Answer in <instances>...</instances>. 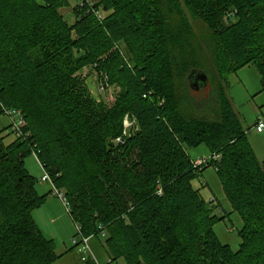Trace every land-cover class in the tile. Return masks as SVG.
<instances>
[{
    "label": "trees",
    "instance_id": "16d2710c",
    "mask_svg": "<svg viewBox=\"0 0 264 264\" xmlns=\"http://www.w3.org/2000/svg\"><path fill=\"white\" fill-rule=\"evenodd\" d=\"M66 2L0 0V105L24 121L8 144L0 130V264L61 257L32 216L47 195L25 167L31 155L65 192L77 235L104 238L111 262L264 264V160L226 94L227 75L250 64L264 92V0L83 1L72 24ZM190 20L208 32L214 86ZM88 68L114 90L110 105L90 97ZM193 70L215 89L211 118L181 109ZM126 116L135 127L122 136ZM200 145L218 156L209 164L242 220L237 251L220 243L213 226L224 216L192 186L203 169L187 149Z\"/></svg>",
    "mask_w": 264,
    "mask_h": 264
},
{
    "label": "rangeland",
    "instance_id": "374dc122",
    "mask_svg": "<svg viewBox=\"0 0 264 264\" xmlns=\"http://www.w3.org/2000/svg\"><path fill=\"white\" fill-rule=\"evenodd\" d=\"M95 3L97 0H88ZM82 4V0H67L60 10L64 19L72 24L75 21L74 8ZM103 16L108 12L100 10ZM195 41L194 46L202 65L207 69L209 79L213 80V85L218 80L216 74L213 75L211 59L207 49L208 32L201 23L193 22ZM119 50L123 52L126 60L130 55L126 52V45L120 44ZM130 63V62H129ZM210 67V68H209ZM209 68V71H208ZM85 85L90 97L97 105L107 106L113 101V89H107L101 84L95 72L90 68L84 69ZM209 84L205 89L193 91L187 86L180 87L179 97L181 99V109L185 112H192V115L211 118L210 112L214 107V88ZM226 94L231 101L233 109L238 116L243 129L246 131L248 141L254 150L259 161L264 160V132L258 134L254 131V125L259 116H264V92L260 91V76L255 65L250 64L240 70L227 75ZM211 108V109H210ZM183 111V112H184ZM10 120L0 116V130L6 129L3 133L5 143L14 141L17 137L11 132ZM187 153L192 162L198 159L209 158V151L204 145L197 148H188ZM26 169L38 171V163L33 155L25 159ZM201 175L192 181L195 190H199L202 198L206 202L213 200V213L224 219L215 223L213 231L221 244L228 245L233 251H237L241 239L239 231L243 223L239 215L231 208L227 200L222 185L211 164L202 167ZM29 171V170H28ZM33 176H38L35 172ZM39 182L37 183V187ZM37 189V188H36ZM49 189L40 188V196L47 195L43 204L32 213L35 223L43 237L50 240L55 249V253L61 256L53 264H126L123 259L111 262L104 245V238L101 236L89 239L88 246L91 254L85 249L82 239L77 235L76 225L71 220L68 211L62 202L53 194L47 193ZM52 191V190H51ZM65 194V192L62 190ZM46 193V194H45ZM44 194V195H43Z\"/></svg>",
    "mask_w": 264,
    "mask_h": 264
},
{
    "label": "built area",
    "instance_id": "2783aa9c",
    "mask_svg": "<svg viewBox=\"0 0 264 264\" xmlns=\"http://www.w3.org/2000/svg\"><path fill=\"white\" fill-rule=\"evenodd\" d=\"M83 1L88 2V0H82V2ZM95 15L99 21L102 20L103 15L101 14L100 11H96ZM0 107H1L3 115L7 117L11 122V124L9 125L11 132L15 133L17 138H22L21 126L23 125L24 121H23L21 112L18 110L5 108L2 105H0ZM134 127H135V121L132 118L126 116L123 120L122 136H128L132 131H134ZM254 131L258 134H261L264 132V116L263 115L257 118L255 125H254ZM119 141L120 139H116V142H119ZM33 156L35 157L40 168L43 170V175L40 178V182L48 183L51 187L52 194L56 196L65 206L66 210L69 211V206H68L65 194L62 192V190L57 189L54 186L49 175L44 171L42 164L38 161L36 155H33ZM217 159H218V156L216 155L210 156L209 158H205V159H198L196 162H193L194 169H196L197 171H200L202 167H205L209 164L210 160L213 161ZM210 202L212 203L213 200H211ZM76 230L78 231L77 227H76ZM81 239H82V243L85 249L91 254L89 246H88L89 239H83V238Z\"/></svg>",
    "mask_w": 264,
    "mask_h": 264
},
{
    "label": "water",
    "instance_id": "95a60500",
    "mask_svg": "<svg viewBox=\"0 0 264 264\" xmlns=\"http://www.w3.org/2000/svg\"><path fill=\"white\" fill-rule=\"evenodd\" d=\"M188 85L193 91L203 90L208 85V78L203 72L193 70L188 75Z\"/></svg>",
    "mask_w": 264,
    "mask_h": 264
},
{
    "label": "crops",
    "instance_id": "0c3cea01",
    "mask_svg": "<svg viewBox=\"0 0 264 264\" xmlns=\"http://www.w3.org/2000/svg\"><path fill=\"white\" fill-rule=\"evenodd\" d=\"M25 166H26V164H25ZM27 167V166H26ZM29 170V171H28ZM27 171L29 172V174L31 175V173H33V172H35V174L36 175H38V176H34L37 180H38V182H39V185H38V187H37V192H38V194L40 195L41 194V192H40V188H42V189H44V188H47V189H49V191L47 192V193H51L52 194V191H51V187H50V185L48 184V183H41L40 182V178L42 177V175H43V170L40 168V166L38 165V171L36 172V171H32L30 168H28L27 169ZM33 176V175H32ZM46 194V193H45ZM44 195V194H43ZM47 197H49V196H47ZM36 224H38L37 222H36Z\"/></svg>",
    "mask_w": 264,
    "mask_h": 264
}]
</instances>
